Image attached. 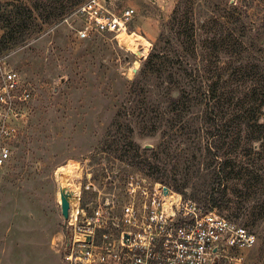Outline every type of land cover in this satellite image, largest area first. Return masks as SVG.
I'll return each mask as SVG.
<instances>
[{
	"label": "rangeland",
	"instance_id": "374dc122",
	"mask_svg": "<svg viewBox=\"0 0 264 264\" xmlns=\"http://www.w3.org/2000/svg\"><path fill=\"white\" fill-rule=\"evenodd\" d=\"M245 1L253 2V6L244 8ZM104 2L118 16L126 10H135L126 32L79 39L77 30L85 21L76 15V10L64 20L44 25L24 44L0 51V61L29 81L36 95V111L24 124L20 138L11 145V159L2 172L0 264H65L59 248L69 233L61 210V190H69L72 195L77 186L80 207L86 211L96 201L111 206L123 204L131 186L118 180L128 175L130 180L134 179V187L162 185L205 211H214L239 225H247L257 234L259 242L255 248L243 252L239 264H264L261 240L264 223L253 225V203L241 205L233 196L230 203L215 202L206 196L208 182L194 177L193 149L184 152V161L177 169L175 162L168 166L169 179L157 175L158 180L156 175H146L151 173L148 168L130 166L107 149V143H112L113 138L106 134L126 101L127 88L179 0ZM200 2L202 6L196 8V19L203 25L200 32L203 38L212 37V12L230 10L233 8L230 3H235V7L251 16L243 18L246 26L252 28L249 35L262 32L259 43H264V29L254 18L258 13L259 18L264 17V0ZM125 33L138 37V50H129L123 45ZM2 35L0 24V38ZM133 140L142 149H156L162 135L147 136L137 126ZM181 147L188 149V146ZM174 180L180 186L189 184L177 190ZM114 185L123 188L116 189Z\"/></svg>",
	"mask_w": 264,
	"mask_h": 264
},
{
	"label": "trees",
	"instance_id": "16d2710c",
	"mask_svg": "<svg viewBox=\"0 0 264 264\" xmlns=\"http://www.w3.org/2000/svg\"><path fill=\"white\" fill-rule=\"evenodd\" d=\"M87 1L0 0V51L24 44ZM230 4V10L212 12V37L203 38V25L196 19L200 0H179L127 88L126 101L106 134L113 138L107 149L130 166L148 168L146 175H156V180L157 175L169 179L168 166L175 162L177 169L184 152L193 149L194 177L208 182L206 196L215 202L230 203L233 196L241 205L253 203L257 225L264 223L263 33L249 35L252 28L243 18L251 16ZM252 6L244 2V8ZM254 18L264 29V17L258 13ZM137 126L147 136L162 135L156 149L134 142ZM129 176L118 181L127 185ZM174 182L177 190L189 184Z\"/></svg>",
	"mask_w": 264,
	"mask_h": 264
},
{
	"label": "built area",
	"instance_id": "2783aa9c",
	"mask_svg": "<svg viewBox=\"0 0 264 264\" xmlns=\"http://www.w3.org/2000/svg\"><path fill=\"white\" fill-rule=\"evenodd\" d=\"M134 14L129 9L118 16L104 0H89L76 12L85 21L77 37L126 32ZM35 96L31 83L0 61V188L11 145L22 135ZM128 185L123 204L96 201L86 211L78 199L76 214L70 205L69 234L59 248L65 264H239L243 252L258 245L250 228L167 187H134L133 178Z\"/></svg>",
	"mask_w": 264,
	"mask_h": 264
},
{
	"label": "bare ground",
	"instance_id": "6f19581e",
	"mask_svg": "<svg viewBox=\"0 0 264 264\" xmlns=\"http://www.w3.org/2000/svg\"><path fill=\"white\" fill-rule=\"evenodd\" d=\"M126 36V38L124 37ZM124 40H123V37L121 39V41L123 40V45L128 48L129 50H138V47L140 45V43L138 42L139 39L136 35H130L129 36V33H125L124 34ZM67 194L69 195V203L71 205V209H72V213L73 214H76L77 213V207H78V196L80 195V189L75 186L74 189H73V193L71 195V193L67 192Z\"/></svg>",
	"mask_w": 264,
	"mask_h": 264
},
{
	"label": "water",
	"instance_id": "95a60500",
	"mask_svg": "<svg viewBox=\"0 0 264 264\" xmlns=\"http://www.w3.org/2000/svg\"><path fill=\"white\" fill-rule=\"evenodd\" d=\"M134 72L137 73V69H134ZM61 210L63 217L67 220L69 218L70 212V203H69V195L65 190H61Z\"/></svg>",
	"mask_w": 264,
	"mask_h": 264
},
{
	"label": "crops",
	"instance_id": "0c3cea01",
	"mask_svg": "<svg viewBox=\"0 0 264 264\" xmlns=\"http://www.w3.org/2000/svg\"><path fill=\"white\" fill-rule=\"evenodd\" d=\"M2 212V211H1ZM60 264H62V263H60Z\"/></svg>",
	"mask_w": 264,
	"mask_h": 264
}]
</instances>
